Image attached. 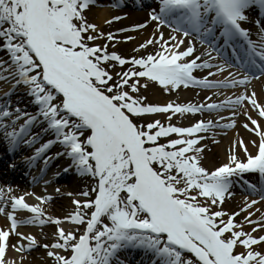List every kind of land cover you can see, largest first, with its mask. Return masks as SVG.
I'll return each instance as SVG.
<instances>
[{
    "label": "snow or ice",
    "instance_id": "obj_1",
    "mask_svg": "<svg viewBox=\"0 0 264 264\" xmlns=\"http://www.w3.org/2000/svg\"><path fill=\"white\" fill-rule=\"evenodd\" d=\"M97 6L127 4L0 0V83L10 85L0 95V144L13 157L8 167L15 170V154L29 149L21 160L29 174L40 161L44 173L52 160L64 158V173L74 170L95 181L79 193L83 201L72 200L75 209L64 218L42 207L52 197L17 196L11 185L0 186V215L10 222L0 228V264H16L9 249L20 253L23 264L25 253L40 246L54 264H264V250H258L264 235H256L264 232V215L254 220L251 211L264 201V186L245 179L246 174L264 177V126L246 111L250 124L243 127L258 137L251 141L256 151L239 139L226 163L207 168L201 144L207 137L200 134L234 127L235 120L222 124L223 116L201 118L187 127L170 122L174 115L203 117L225 109L235 117L238 107L249 105L264 118V104L247 90L253 79L264 78V0H133L134 7L148 8L147 19L119 32L145 29L149 23L155 28L134 49L154 51L131 58L96 43L116 40V33L105 34L88 19ZM122 19L127 15L106 23ZM246 24H254L255 32ZM125 65L131 67L114 72ZM197 70L207 73L198 77ZM140 78H145L144 88L153 82L166 92L181 86L245 91L220 102L206 96L199 102L153 105L144 103L147 97L132 95L140 91ZM21 91L28 98L24 107ZM157 114L167 116V126L146 119ZM54 146L58 150L49 156ZM241 183L260 200L245 198L240 212H225V199ZM29 196L39 203L30 204ZM20 211L32 215L20 220ZM241 213H246L244 220L237 222ZM47 223L57 226L51 243L41 245L36 236L18 231L21 224ZM245 225L251 230L245 231ZM11 235L19 238L17 244L9 243Z\"/></svg>",
    "mask_w": 264,
    "mask_h": 264
},
{
    "label": "bare ground",
    "instance_id": "obj_2",
    "mask_svg": "<svg viewBox=\"0 0 264 264\" xmlns=\"http://www.w3.org/2000/svg\"><path fill=\"white\" fill-rule=\"evenodd\" d=\"M128 4L133 6V1L128 0ZM109 3V0H100L101 5H107ZM109 8V7H108ZM88 19L96 23L99 26L100 31L107 34L109 32L116 33L121 28L131 27L134 24L137 23H144L147 19V13L141 12V13H131L127 16V19H123V21H116L112 25H107L106 21L112 18L114 15L111 14V12H108L107 6H97L92 9L91 12L87 13ZM155 28L154 23H149L147 29H145L144 32H137V33H131V34H116V40L112 42H108L106 39H101L96 41L97 44H108V51L109 52H117L118 54L122 55L125 58H131L132 56H140L143 54H148L150 52H153L154 49L152 47H149L147 50H142L141 52H135L134 49L138 48V46L141 43H144L147 39L151 38L153 31ZM165 37L168 36V29H164ZM145 34V36L142 37V34ZM135 37V43L133 44H127L126 43V37ZM197 48L199 50V45H197ZM199 54V51L197 52ZM131 67V65H125L123 69H121L119 66H117L114 70V72H120V71H127L128 68ZM111 70V69H110ZM145 83V78H140V91L139 93H133V96H140V97H147V99L144 101L146 104H153V105H166L169 102L174 103H187V102H198L203 100L207 95L208 92H199V91H192L189 89L182 88L181 93L176 92V90H173L172 92H166L161 86H159L156 83L149 82L148 87L144 88L143 84ZM1 88H3V84L0 83V92ZM247 90L249 93H251L253 90L256 92L258 100L260 103L264 104V78L258 79L257 81H252V83L247 87ZM245 89H237L234 90V97L235 95L240 94L241 92H244ZM20 99L22 100L21 107L25 104H28V98L24 96L23 92L21 91L19 94ZM224 97H219L218 100H221ZM247 103V102H245ZM248 112L253 119H256L262 126H264V120L258 116L257 112L251 108L249 105L247 109L244 107H238L237 114L235 117H233L232 112H225L223 113L224 116L227 117V120L223 123H231L232 118L235 120V126L231 129H223V130H216L212 134H207L206 139L201 142L202 146L205 147V152L203 153L204 156V166L207 168H215L218 167L222 163L227 162L228 155L230 154V151L234 149L235 142L239 139H243V141L247 144L249 151L255 152L256 149L252 146L251 141L252 140H258V137L255 136L253 132L248 131L243 127L245 123H249L250 121L245 116V112ZM177 115H174L171 119V124L175 126H181L186 127L188 124V119L182 118L179 116L177 119L181 120L180 124L178 125L175 117ZM219 116V115H218ZM214 116L213 118H215ZM148 121H151L153 119H159L162 121V123L167 126L169 123V120L166 115L164 114H157L155 116H148L146 117ZM191 119L197 121L199 120V117H191ZM193 123V122H192ZM186 124V125H185ZM251 126V125H250ZM172 138H176V135L173 134ZM161 142H165L162 138ZM4 145L0 144V153L3 151ZM25 151V150H23ZM238 154L243 157L244 152L242 149L239 150ZM21 158L16 160L17 163V169H22L24 171V174H27L26 176L22 177L19 176L17 178L14 177H5L3 183L4 185H7L10 180L12 179L15 183L14 193L15 195L19 196L21 194L22 189H26L27 192H37L39 196H50L52 199L48 201L50 203L44 206V209L46 210L48 215H51L52 217H60L64 218L69 213H72L75 209V206L72 204L73 199H79L83 201L85 198L80 196L79 193L82 191L88 190L89 186H94L95 181L91 177L87 176H80L75 173V171H71L69 173H65V175L61 176L59 180H61L63 177H65L66 183L59 184V180L52 183L51 185L47 186L46 188H35L33 189L30 185L31 183L29 181V178L31 177V174L26 173L29 171V169L25 166V169H23L24 164L21 162ZM52 169H55L57 172H60L61 170L59 167H54ZM3 185V186H4ZM59 189V191H57ZM22 192V194L25 193ZM232 192L234 195H232L229 198H226L223 204V210L228 213H235L237 211H240L241 208L244 206L245 198L252 200L257 199L259 196H250L249 193L245 190V188H241L239 186H233ZM71 193L72 195H69ZM250 196V197H248ZM30 197V196H29ZM27 197V201L30 202L31 199ZM32 204V203H30ZM258 209V211H257ZM214 210H220L219 208H215ZM252 212L254 213V216L252 219H261V216L264 215V203H258L256 204L252 209ZM17 218L20 220L26 219L27 217L31 216V213H28L26 211H20L16 213ZM246 213H244L241 217H236L237 222H241L244 220V216ZM10 226L9 221L7 218L3 215H0V228L7 229ZM56 225L47 223L43 227L38 225H23L18 227V231L25 233V234H31L36 236V238L40 241V244L43 245L44 243H51L54 241V233L56 230ZM65 228L72 227V225L65 223L63 225ZM245 231H250L251 227L248 225H245ZM257 234V233H256ZM258 234H264V232H259ZM18 237L16 235H11L9 243L12 245H15L18 243ZM25 245H27V241L23 242ZM258 250H264V246H261L258 248ZM8 257L10 259H15L16 264H20V253H17L13 251L12 249L8 250L7 253ZM26 259H24L23 264H54V262L46 256V250L40 246L36 247L33 251L30 253H25Z\"/></svg>",
    "mask_w": 264,
    "mask_h": 264
}]
</instances>
